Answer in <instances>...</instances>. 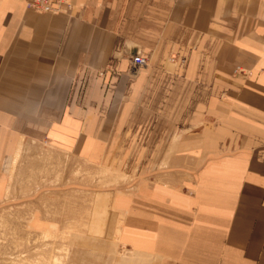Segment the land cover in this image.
I'll return each instance as SVG.
<instances>
[{"label":"crops","instance_id":"obj_1","mask_svg":"<svg viewBox=\"0 0 264 264\" xmlns=\"http://www.w3.org/2000/svg\"><path fill=\"white\" fill-rule=\"evenodd\" d=\"M66 1L0 0V203L112 264H264V0Z\"/></svg>","mask_w":264,"mask_h":264},{"label":"rangeland","instance_id":"obj_2","mask_svg":"<svg viewBox=\"0 0 264 264\" xmlns=\"http://www.w3.org/2000/svg\"><path fill=\"white\" fill-rule=\"evenodd\" d=\"M139 67L130 65V70L136 74ZM127 179L124 173L101 168V186L111 182L124 183ZM51 234L31 231L19 215L16 204L0 203V264H112L113 259L75 251L66 245L63 236ZM121 251L128 252L129 249L122 246Z\"/></svg>","mask_w":264,"mask_h":264},{"label":"built area","instance_id":"obj_3","mask_svg":"<svg viewBox=\"0 0 264 264\" xmlns=\"http://www.w3.org/2000/svg\"><path fill=\"white\" fill-rule=\"evenodd\" d=\"M26 6L37 13L54 14L70 8L71 4L66 0H26ZM130 61L131 66L136 68L147 63V58L137 50L131 54Z\"/></svg>","mask_w":264,"mask_h":264}]
</instances>
